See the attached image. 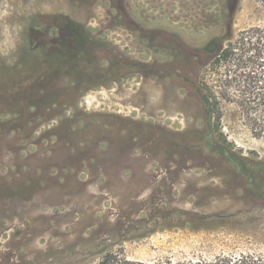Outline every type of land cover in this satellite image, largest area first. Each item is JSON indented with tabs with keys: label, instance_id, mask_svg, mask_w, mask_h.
I'll return each mask as SVG.
<instances>
[{
	"label": "rangeland",
	"instance_id": "obj_1",
	"mask_svg": "<svg viewBox=\"0 0 264 264\" xmlns=\"http://www.w3.org/2000/svg\"><path fill=\"white\" fill-rule=\"evenodd\" d=\"M263 25L255 0H0V264L264 256V189L200 148L218 38ZM221 129L264 183V135L225 102Z\"/></svg>",
	"mask_w": 264,
	"mask_h": 264
},
{
	"label": "trees",
	"instance_id": "obj_2",
	"mask_svg": "<svg viewBox=\"0 0 264 264\" xmlns=\"http://www.w3.org/2000/svg\"><path fill=\"white\" fill-rule=\"evenodd\" d=\"M255 1L264 7V0ZM218 42L219 47L212 62L216 71L209 80L203 82V90L200 92L201 109L206 120L200 148L205 157L217 159L227 173L241 179L239 190L243 193L259 187L264 189L262 178L251 170L249 160L227 141L221 129L222 102H225L240 110L254 135H264V25L242 30L225 45L221 44L220 37ZM263 192L260 193L262 199ZM186 215L187 218L181 220L184 227L192 230L209 229L211 216L189 212ZM99 264H264V256L240 253L218 255L208 260L173 262L167 258L144 262L129 260L122 253L108 252Z\"/></svg>",
	"mask_w": 264,
	"mask_h": 264
}]
</instances>
